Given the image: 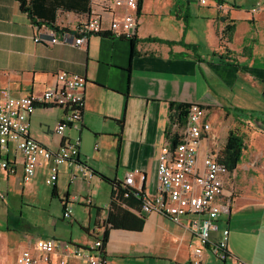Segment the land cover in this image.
Wrapping results in <instances>:
<instances>
[{
    "label": "crops",
    "instance_id": "crops-1",
    "mask_svg": "<svg viewBox=\"0 0 264 264\" xmlns=\"http://www.w3.org/2000/svg\"><path fill=\"white\" fill-rule=\"evenodd\" d=\"M91 2L46 0L47 10L32 19L19 0H0V94H40L53 87L60 72L86 80L79 129L57 134L67 112L61 107H39L29 118L30 136L52 150L79 140L86 172L62 165L52 186L48 165L42 162L34 178L24 182L23 156L17 151L6 156L16 172L0 168V216L6 220L0 223V264H21L20 252L37 239L86 247L96 237L106 238L107 264H191L198 241L186 228L187 219L176 225L156 213L142 214L135 200L121 197L114 204V197L128 172H137L136 186L145 196L157 194L171 105L193 103L206 109L212 123L211 135L200 143L199 162L209 152L220 154L230 131L245 138L240 162L225 177L221 202L230 210L222 215L219 232L211 234L217 241L229 229V257L220 261L207 249L202 264L235 259L264 264V9L255 11L250 0H210L205 5L200 0H140L135 45L108 35L91 36L80 47L34 42L39 32L47 41L54 34L60 37L46 24L53 15L59 28L72 30L87 19ZM73 172L77 177L70 183ZM12 200L41 212L56 208L61 214L51 224L25 231L10 226ZM67 204L73 223L62 218ZM126 214L142 224L122 228L108 222L110 216L120 222ZM74 223L82 236L75 234ZM64 227L72 229L69 235L62 233ZM63 253L40 264H57Z\"/></svg>",
    "mask_w": 264,
    "mask_h": 264
},
{
    "label": "built area",
    "instance_id": "built-area-1",
    "mask_svg": "<svg viewBox=\"0 0 264 264\" xmlns=\"http://www.w3.org/2000/svg\"><path fill=\"white\" fill-rule=\"evenodd\" d=\"M250 1L254 3L255 11L264 9V0ZM208 2L210 0H200L204 5ZM139 7L140 0H92L86 20L72 30L61 33L60 37L54 34L51 41L41 38L39 32L34 42L71 43L80 47L91 36L101 34L133 39L139 28ZM118 9L124 12L118 13ZM85 86L84 77L60 72L55 77L53 87L40 94L19 98L0 94V168L14 174L16 170L6 156L17 151L23 156L24 182L34 178L42 162L48 165L47 182L52 186L56 185L58 169L62 165L75 167L85 173L86 167L79 160V140L64 143L57 150H52L33 139L29 133V118L39 107H61L67 110L66 118L57 125L58 135L62 136L68 128L79 129L85 107ZM171 132L159 155L157 194L153 198L145 196L141 188L137 189V172H128L125 182L116 189L114 204L122 197L139 202L142 214L156 213L176 225H184L187 219L186 228L198 241L192 249L191 264H202L207 249L218 260L226 262L229 257V229H223L217 241L212 239L211 234L219 232L220 219L230 210L228 205L221 202L225 194V177L229 171L220 163L219 153L209 152L199 162L200 143L212 132L206 109L198 103L188 104L181 119L174 118ZM174 133L178 135L176 138ZM76 177L73 172L70 183H74ZM0 196L4 195L0 193ZM72 214V207L65 205L62 218L73 223ZM107 225L104 223L102 228H107ZM61 250L64 253L57 264H107L104 237H96L86 247L55 239H37L30 248L20 252L18 259L21 264L48 263L51 256ZM228 264L245 263L235 259Z\"/></svg>",
    "mask_w": 264,
    "mask_h": 264
},
{
    "label": "trees",
    "instance_id": "trees-1",
    "mask_svg": "<svg viewBox=\"0 0 264 264\" xmlns=\"http://www.w3.org/2000/svg\"><path fill=\"white\" fill-rule=\"evenodd\" d=\"M21 4V8L24 12H26L32 19L34 17L40 14H43V10H47L46 8V0H19ZM59 3V2H58ZM57 3V4H58ZM72 6H66V9H71ZM91 7V5H90ZM90 12V8H89ZM52 30L55 31L57 34H61L63 32H68L70 31L67 28H59L55 24V16L53 15L51 17V20H49L46 23ZM101 35H108L112 36L110 34H101ZM126 39V38H124ZM130 40L133 45L136 44V37L133 39H127ZM170 45H173V43H169ZM187 104H172L171 105V119H170V127H172V124L174 122V118H179L181 119V116L184 114L185 109L187 108ZM183 124V123H182ZM181 124V126H183ZM171 130L167 133V136L172 135ZM178 135L177 133H174V137L176 138ZM245 138L244 135L238 131V130H232L230 131L227 142L225 144L224 149L220 152L219 154V161L222 165L225 166V168L229 172H233L238 163L241 160V157L243 155V151L245 149ZM174 143V142H173ZM104 179H106L104 176H102ZM55 192V189H54ZM108 222L112 223L116 227H122V228H131V227H136L140 226L142 224V220H139L136 218V216L132 214H126L124 218L118 222V220L114 219L113 216H110ZM104 242L106 243V238L104 237Z\"/></svg>",
    "mask_w": 264,
    "mask_h": 264
},
{
    "label": "rangeland",
    "instance_id": "rangeland-1",
    "mask_svg": "<svg viewBox=\"0 0 264 264\" xmlns=\"http://www.w3.org/2000/svg\"><path fill=\"white\" fill-rule=\"evenodd\" d=\"M19 202L21 203L20 200ZM19 202H15V200L11 201V204H13V209H11L9 213V221L11 227H14V225H19L22 226L25 231H28V229H32V227L35 228V225H38L40 223L49 222L51 224L52 220L58 219V214H61L60 210L56 208L52 209V211L50 212H41L29 207L27 204L21 205ZM0 205L4 206L2 203H0ZM0 223H6V220L5 218H3V216H0ZM64 228L65 229L61 230L62 233L64 235H69L72 229H68V227ZM73 229L75 231V234L78 236H82L84 234V231L80 229L79 226L75 223Z\"/></svg>",
    "mask_w": 264,
    "mask_h": 264
}]
</instances>
